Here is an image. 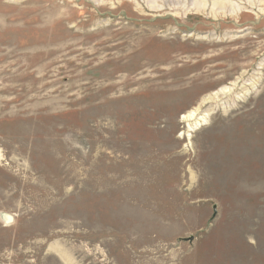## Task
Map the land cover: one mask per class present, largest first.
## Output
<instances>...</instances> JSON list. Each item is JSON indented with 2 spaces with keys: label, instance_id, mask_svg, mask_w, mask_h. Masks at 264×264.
<instances>
[{
  "label": "rangeland",
  "instance_id": "1",
  "mask_svg": "<svg viewBox=\"0 0 264 264\" xmlns=\"http://www.w3.org/2000/svg\"><path fill=\"white\" fill-rule=\"evenodd\" d=\"M0 264H264V0H0Z\"/></svg>",
  "mask_w": 264,
  "mask_h": 264
},
{
  "label": "bare ground",
  "instance_id": "2",
  "mask_svg": "<svg viewBox=\"0 0 264 264\" xmlns=\"http://www.w3.org/2000/svg\"><path fill=\"white\" fill-rule=\"evenodd\" d=\"M194 116V112L193 113H190L189 115H187V116H184L183 117V119H191L192 117ZM206 120V117H202V118H200L199 120H197V122H195V124L192 126V125H188V132H191L194 128H196L198 125H200V123L202 122V121H205ZM189 136V135H188ZM4 221H5V223H6V225L7 224H9V223H11V218L10 217H8V216H4Z\"/></svg>",
  "mask_w": 264,
  "mask_h": 264
}]
</instances>
